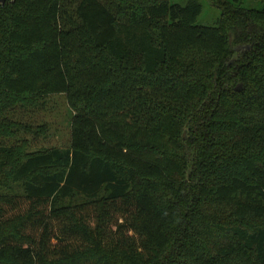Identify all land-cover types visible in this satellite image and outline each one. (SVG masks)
<instances>
[{"label":"trees","instance_id":"1","mask_svg":"<svg viewBox=\"0 0 264 264\" xmlns=\"http://www.w3.org/2000/svg\"><path fill=\"white\" fill-rule=\"evenodd\" d=\"M201 12L0 4V264H264V7ZM56 94L68 147L9 144Z\"/></svg>","mask_w":264,"mask_h":264},{"label":"rangeland","instance_id":"2","mask_svg":"<svg viewBox=\"0 0 264 264\" xmlns=\"http://www.w3.org/2000/svg\"><path fill=\"white\" fill-rule=\"evenodd\" d=\"M172 3L185 5L188 0H170ZM202 5V12L197 17L196 25L214 26L221 17L223 7L227 9H252L261 10L264 7L262 0H199ZM217 2V4H215ZM232 37V36H231ZM232 44V39H231ZM239 48V49H238ZM240 50L241 47H238ZM235 60L232 58L231 62ZM72 112L63 94L50 95L46 98L43 105L37 108H26L21 105L8 115V118L31 125L34 128L45 124L47 127L46 136H36L33 133L22 131L18 137L9 140V144H18L21 140L28 141V149L35 150L43 147H58L66 149L70 140V122Z\"/></svg>","mask_w":264,"mask_h":264},{"label":"water","instance_id":"3","mask_svg":"<svg viewBox=\"0 0 264 264\" xmlns=\"http://www.w3.org/2000/svg\"><path fill=\"white\" fill-rule=\"evenodd\" d=\"M6 2V0H0V4H4ZM231 39L232 37L230 36L229 38V42L231 43ZM239 49V48H238ZM236 90L237 91H241L242 90V84H239L237 87H236ZM186 134V132L184 133V135Z\"/></svg>","mask_w":264,"mask_h":264}]
</instances>
